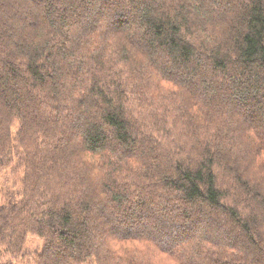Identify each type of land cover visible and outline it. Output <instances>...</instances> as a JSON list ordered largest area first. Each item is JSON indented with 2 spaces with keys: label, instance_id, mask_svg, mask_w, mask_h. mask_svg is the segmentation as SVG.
Here are the masks:
<instances>
[{
  "label": "trees",
  "instance_id": "trees-1",
  "mask_svg": "<svg viewBox=\"0 0 264 264\" xmlns=\"http://www.w3.org/2000/svg\"><path fill=\"white\" fill-rule=\"evenodd\" d=\"M9 172L13 261L264 264V0H0Z\"/></svg>",
  "mask_w": 264,
  "mask_h": 264
},
{
  "label": "rangeland",
  "instance_id": "rangeland-1",
  "mask_svg": "<svg viewBox=\"0 0 264 264\" xmlns=\"http://www.w3.org/2000/svg\"><path fill=\"white\" fill-rule=\"evenodd\" d=\"M19 189V178L11 172L0 177V193L3 195H11ZM26 243L31 250H35L40 244V241L28 236ZM27 260L13 261L7 254L4 253L3 249L0 248V264H26Z\"/></svg>",
  "mask_w": 264,
  "mask_h": 264
},
{
  "label": "snow or ice",
  "instance_id": "snow-or-ice-1",
  "mask_svg": "<svg viewBox=\"0 0 264 264\" xmlns=\"http://www.w3.org/2000/svg\"><path fill=\"white\" fill-rule=\"evenodd\" d=\"M161 247L164 248L165 250H167V246L164 245L162 242H161Z\"/></svg>",
  "mask_w": 264,
  "mask_h": 264
}]
</instances>
